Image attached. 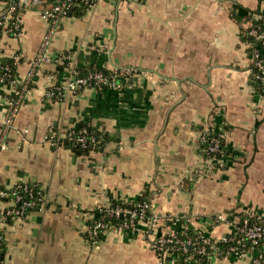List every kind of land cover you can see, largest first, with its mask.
<instances>
[{
  "label": "crops",
  "instance_id": "0c3cea01",
  "mask_svg": "<svg viewBox=\"0 0 264 264\" xmlns=\"http://www.w3.org/2000/svg\"><path fill=\"white\" fill-rule=\"evenodd\" d=\"M259 15L264 0H97L64 18L0 154V188L27 182L44 192L40 209L7 226L2 264H158L144 222L97 243L83 231L105 201L143 193L157 235L191 229L220 239L246 212L264 218V94L252 84L242 36ZM21 22L17 37L0 35V58L19 55L18 80L27 84L50 27L39 7L23 10ZM87 64L135 72L119 87L46 98L49 85ZM5 113L0 105V123ZM82 123L105 133L100 151L79 154L62 141ZM222 123L228 166L196 175L206 157L200 134ZM166 264L187 263L172 256ZM206 264L252 263L212 252Z\"/></svg>",
  "mask_w": 264,
  "mask_h": 264
},
{
  "label": "built area",
  "instance_id": "2783aa9c",
  "mask_svg": "<svg viewBox=\"0 0 264 264\" xmlns=\"http://www.w3.org/2000/svg\"><path fill=\"white\" fill-rule=\"evenodd\" d=\"M96 2L97 0L7 1L3 12L0 13V35L3 33L16 37L20 35L23 32L21 13L23 10L32 7L40 8L41 17L47 21L50 29L44 39L38 57L28 72L27 84H20L18 73L12 75L8 66H3L5 72L0 73V105L6 107V113L0 123V154L8 148L7 137L10 131L14 129L15 118L21 109L24 93L28 91V84L34 78L37 68L43 63L50 61L48 50L53 33L64 18L71 16V11L74 7L82 5L90 10ZM243 38L250 47L253 59L252 77L264 85V15L254 16L244 25ZM14 58L17 61L20 56L15 55ZM111 71L109 75L102 71H95L78 77L76 76V67H74L70 78L49 85L46 91V98L62 101L67 95L74 94L78 89L86 86L119 87L121 86V77L125 76L126 79H129L135 70ZM262 89L264 90V88ZM206 131L200 134L199 141L200 143L207 142L205 148H202L207 158L205 157L203 163L196 169V175L206 173V171L213 168L223 169L226 165L225 157H216V153H223L220 148V140L208 138ZM64 139H68L71 145L82 149L86 148L89 143L86 129L70 128L66 132ZM99 142H101L100 138L91 137L93 145ZM43 201L44 192L35 183L19 182L11 188H0V243L5 239L6 228L11 222L29 218L34 211L41 208ZM151 208V202L148 200L136 203L134 208L124 205H113L111 200H107L91 214V220L84 226V235L91 243H97L105 233L135 232L140 230L139 225L144 222L149 228L147 237L151 248L158 257V264H166L167 259L172 256L182 258L183 256L176 252L179 250L187 252L190 247L198 243V240L188 239L184 241L178 237L176 232H171L167 235L154 234L153 227L159 217L152 212ZM147 213H150L149 217H146ZM253 218L254 221H251ZM255 218H258V220ZM263 219L251 212L240 215L234 232L219 239L225 242L235 241L237 243L228 247L225 250L226 253L230 255L236 254L243 259L250 257L252 264H264V250L259 251L253 246L247 247L249 243L257 245L264 241ZM196 252L206 254V247L201 245ZM213 252L220 253L217 247H214ZM183 258L185 261L189 260L187 264H200L199 260L191 261L194 259L193 254Z\"/></svg>",
  "mask_w": 264,
  "mask_h": 264
},
{
  "label": "trees",
  "instance_id": "16d2710c",
  "mask_svg": "<svg viewBox=\"0 0 264 264\" xmlns=\"http://www.w3.org/2000/svg\"><path fill=\"white\" fill-rule=\"evenodd\" d=\"M9 1V0H7ZM88 11V8H86L85 6H77L74 7L71 11V16H82L84 15L86 12ZM20 60V59H19ZM17 63L18 60L15 61V59H9V58H0V73H4L5 70L3 69V66H8L11 70V74L12 75H16L17 72ZM95 71H102L105 74H110L112 71L108 68L99 66L97 64H87V65H83V66H77L76 67V72L78 77H82L85 76L87 74H89L90 72H95ZM252 84L260 91L264 94V90L262 88H264V85L260 82L257 81L255 79H252ZM79 90V89H78ZM77 90V91H78ZM78 129H86L88 132V145L86 148H80L78 146H73L71 145L70 141L68 139H63L62 141L64 142L65 145L70 146L72 149H74L75 152L79 153V154H87L90 151H100L106 143V135L105 133L96 128V127H92L90 125H88L87 123H82L81 127ZM229 129V126L222 123V124H218V129H214V130H209L206 134L207 137L212 139V138H217L220 140V148L223 150V153H216V157L220 158V157H226L229 154V151L225 145V141H224V132L226 130ZM92 136H96L97 138H100L101 142L97 143L96 145H93V143H91V137ZM207 142L206 143H201V148H205ZM228 166L227 163L225 165V167ZM144 200H148L150 201V198L148 197L147 193H143L142 195H140L136 200L131 201V202H124L121 200H116L113 199L111 200L113 205H124L126 207H130V208H134L136 203L144 201ZM150 213H147L146 217H149ZM256 220H258V218H255ZM254 221V218L251 219V221ZM264 220V219H263ZM176 234L178 235V237L184 241H187L188 239H192V240H198V243L196 245H194L193 247H190L188 249L187 252H183L181 250L177 251L176 253L180 254L183 257H187L189 255H194V259L191 261H195V260H199L200 264H206L210 258V255L212 254L214 247L218 248V251H220V253H218V255L220 257H225V256H229V253H226L225 250L228 249V247L232 246V245H236L237 243L235 241H221L219 239H212L209 238L208 236H205L202 233L193 231L191 229L188 230H182V231H177ZM204 245L206 247V254H200L197 253V249L201 246ZM213 246V248H212ZM253 246L254 248L258 249L259 251L264 250V241H261L259 244L254 245L252 243H249L247 245V247H251ZM222 251V252H221ZM6 253V240L4 239L1 243H0V264H2L4 256ZM189 262V260L186 261V263Z\"/></svg>",
  "mask_w": 264,
  "mask_h": 264
},
{
  "label": "rangeland",
  "instance_id": "374dc122",
  "mask_svg": "<svg viewBox=\"0 0 264 264\" xmlns=\"http://www.w3.org/2000/svg\"><path fill=\"white\" fill-rule=\"evenodd\" d=\"M242 36H243V30H242ZM110 70H118V71H121L123 69H110ZM135 72V71H134Z\"/></svg>",
  "mask_w": 264,
  "mask_h": 264
}]
</instances>
